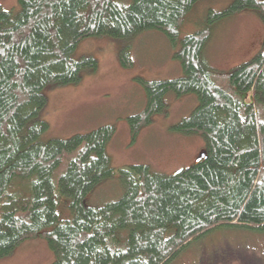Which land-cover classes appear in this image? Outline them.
<instances>
[{
    "label": "trees",
    "instance_id": "16d2710c",
    "mask_svg": "<svg viewBox=\"0 0 264 264\" xmlns=\"http://www.w3.org/2000/svg\"><path fill=\"white\" fill-rule=\"evenodd\" d=\"M17 1L18 10L0 3V258L44 238L50 264H169L221 226L264 230V41L229 69L205 52L224 18L249 10L264 25V0L203 7V17L202 0ZM145 31L177 48L182 75L137 77L146 104L128 117L132 136L166 109L167 94H194L198 104L173 129L199 136L205 156L165 174L145 163L114 166L107 150L114 124L44 138V90L98 68L93 55L73 56L79 42ZM129 47L120 50L124 66L133 62ZM113 179L121 194L94 203L97 187Z\"/></svg>",
    "mask_w": 264,
    "mask_h": 264
},
{
    "label": "rangeland",
    "instance_id": "374dc122",
    "mask_svg": "<svg viewBox=\"0 0 264 264\" xmlns=\"http://www.w3.org/2000/svg\"><path fill=\"white\" fill-rule=\"evenodd\" d=\"M230 0H202V9L220 10ZM6 9L18 10L17 0H0ZM196 26L186 27L182 34ZM264 41V25L253 11L218 21L206 47V57L220 69H229L258 50ZM130 45L132 64L124 66L120 50ZM177 48L158 31H145L129 40L107 35L82 39L73 56L93 55L98 60L95 71L83 73L77 84L46 88V104L41 117L49 123L44 138H68L89 132L103 124H114L115 133L107 150L114 166L145 163L161 173L171 174L195 161L203 148L202 139L182 134L173 126L190 115L198 104L194 94L177 96L169 93L167 107L156 112L152 121L133 137L128 117L146 104L143 85L137 80H161L182 75L179 59L173 57ZM94 193L96 204L117 198L121 186L113 179L105 181ZM54 254L46 239L30 238L13 252L0 258V264H50ZM264 264V230L221 226L188 246L169 264Z\"/></svg>",
    "mask_w": 264,
    "mask_h": 264
},
{
    "label": "water",
    "instance_id": "95a60500",
    "mask_svg": "<svg viewBox=\"0 0 264 264\" xmlns=\"http://www.w3.org/2000/svg\"><path fill=\"white\" fill-rule=\"evenodd\" d=\"M206 152L204 150H201V152L199 153V155L196 157L195 161H199L201 158H203L205 156ZM182 170V168H179L178 170H176V173L180 172Z\"/></svg>",
    "mask_w": 264,
    "mask_h": 264
},
{
    "label": "bare ground",
    "instance_id": "6f19581e",
    "mask_svg": "<svg viewBox=\"0 0 264 264\" xmlns=\"http://www.w3.org/2000/svg\"><path fill=\"white\" fill-rule=\"evenodd\" d=\"M188 14V13H187Z\"/></svg>",
    "mask_w": 264,
    "mask_h": 264
}]
</instances>
